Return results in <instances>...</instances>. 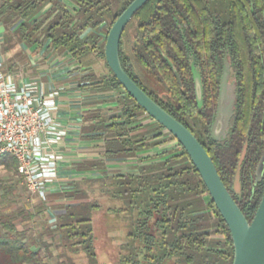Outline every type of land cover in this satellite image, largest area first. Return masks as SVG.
<instances>
[{
    "label": "trees",
    "instance_id": "16d2710c",
    "mask_svg": "<svg viewBox=\"0 0 264 264\" xmlns=\"http://www.w3.org/2000/svg\"><path fill=\"white\" fill-rule=\"evenodd\" d=\"M72 1L79 6L74 13L57 0H0V22L9 26L20 16L31 17L52 2L53 7L40 26L31 28L28 22L23 24L15 32L17 38L31 40L41 29L57 49L69 50L80 57L99 49L101 36L97 31L101 25L107 23L108 34L133 2ZM55 11L58 12L52 16ZM132 22L120 43L124 69L196 134L251 222L264 196V176L257 181V168L264 155V0H148ZM89 29L92 32L83 38ZM101 53L106 60L105 43ZM229 63L236 77V103L228 133L224 138H216L213 128L222 95V78ZM194 70L202 81L201 104ZM145 75H151L163 92L146 86L141 77ZM102 83L103 88H123L113 72ZM136 108L142 109L137 103L133 109H124L121 117L125 121L120 126L134 121ZM196 120L205 125L206 141L190 124ZM125 143H113L106 154L129 156L146 146L125 147ZM244 151L241 189L237 193L234 178ZM0 166L12 170L19 178L0 181L6 198L23 181L15 158L1 156ZM205 194H209L208 188L184 148L164 161L142 167L138 175L86 181L75 193L81 202L70 206L57 219L62 251L56 264H77L76 256L81 253L89 264H99L94 216L105 207L100 198L110 203L106 206L107 213L122 220L126 230V241L122 244L126 253L121 255L120 264H233L235 252L230 229L214 201L204 202ZM17 217V213L0 205V264H47L40 248L46 247L52 256V244L44 241L45 235L52 233L51 228L29 235L20 229ZM214 226L216 230H208ZM216 234L223 237L213 238ZM36 246L39 247L35 249Z\"/></svg>",
    "mask_w": 264,
    "mask_h": 264
},
{
    "label": "crops",
    "instance_id": "0c3cea01",
    "mask_svg": "<svg viewBox=\"0 0 264 264\" xmlns=\"http://www.w3.org/2000/svg\"><path fill=\"white\" fill-rule=\"evenodd\" d=\"M57 1L72 13L79 9L72 0ZM52 7L53 3L48 2L33 16H20L9 26L0 22V60L4 63V70L15 83H33L44 95L54 98L57 116L62 122V138L55 150L62 155L59 178L49 186L48 200L38 199L30 220H43L45 224L63 217L70 206L81 202L75 193L84 182L105 176L138 175L142 167L183 151L177 139L142 109H134L136 116L132 123L120 126L125 121L121 117L124 109L135 108L136 102L123 88H103V79L112 75L101 53L106 43L107 23L97 31L101 36L99 49L80 57L69 50L57 49L41 29L31 40L17 38L16 30L27 22L31 28L39 27ZM91 32V29L87 30L83 38ZM3 47L9 48L4 51ZM117 116L121 118L113 119ZM126 140L129 142L125 143ZM113 143H125V147L146 146L138 148L133 155L110 157L106 151L109 146H114ZM203 199L206 204L210 201L208 194L203 195ZM208 230L214 231L216 227ZM57 233L56 240L60 244V233ZM49 235H45L44 241L52 244ZM212 237L223 236L216 234ZM40 249L43 257L47 248L41 246ZM52 250V256H56L53 245Z\"/></svg>",
    "mask_w": 264,
    "mask_h": 264
},
{
    "label": "water",
    "instance_id": "95a60500",
    "mask_svg": "<svg viewBox=\"0 0 264 264\" xmlns=\"http://www.w3.org/2000/svg\"><path fill=\"white\" fill-rule=\"evenodd\" d=\"M147 1L133 0L111 26L105 43L107 64L136 103L159 124L165 127L190 155L191 160L208 188L211 199L230 229L235 252L233 264H264V196L254 219L250 222L224 183L208 150L196 134L154 100L128 74L122 65L120 43L123 33L135 13ZM194 74L197 97L201 104L203 99L202 81L200 74L196 70H194ZM221 100L223 101L222 95ZM221 113L229 115L230 111L222 109V112L219 111L218 116L221 117ZM226 126L218 121L214 124V132H217L219 129L222 130ZM259 166L258 168L261 170L257 168V181H260L264 176V155Z\"/></svg>",
    "mask_w": 264,
    "mask_h": 264
},
{
    "label": "built area",
    "instance_id": "2783aa9c",
    "mask_svg": "<svg viewBox=\"0 0 264 264\" xmlns=\"http://www.w3.org/2000/svg\"><path fill=\"white\" fill-rule=\"evenodd\" d=\"M57 111L54 98L33 83H15L0 60V157L17 160L23 183L41 201L48 200L49 186L59 178L62 155L55 150L63 132ZM49 224L56 228L57 219Z\"/></svg>",
    "mask_w": 264,
    "mask_h": 264
},
{
    "label": "rangeland",
    "instance_id": "374dc122",
    "mask_svg": "<svg viewBox=\"0 0 264 264\" xmlns=\"http://www.w3.org/2000/svg\"><path fill=\"white\" fill-rule=\"evenodd\" d=\"M133 26V22L129 23L128 28ZM143 83L151 88L152 90H160L163 92L162 86L158 84L151 75L141 76ZM154 79V81H153ZM196 123L198 125H196ZM190 124L194 126L197 132L202 137L205 130V125L198 120L190 121ZM205 140V137L203 136ZM206 141V140H205ZM245 151L240 157V162L234 178V191L239 193L241 189L240 183V169L244 159ZM261 166V165H260ZM259 166V167H260ZM258 170H261L258 168ZM13 179L16 181L19 179L12 170H7L4 166H0V181L6 182ZM103 203L104 209L98 211L94 216L95 235H96V250L98 254L99 264H120V257L126 253L123 249L122 244L125 243V228L123 227V221L118 219L113 214H108L106 206L110 203L104 198H100ZM38 199L33 196L27 189L23 182H19L17 189L3 197V190L0 189V205L8 211L17 213L19 227L26 231L29 235H35V233H42L45 227L51 228L50 224H45L43 220L40 222H30L31 216L35 214V206L38 205ZM22 212L20 215L19 213ZM34 212V213H33ZM29 221V223H28ZM52 233L49 235L52 237L53 249H55L56 256H50L47 251L43 252V257L47 264H56L58 262V254L62 251L56 236L58 235L56 228L50 229ZM217 239V237H214ZM77 264H89L88 259L84 253L76 256Z\"/></svg>",
    "mask_w": 264,
    "mask_h": 264
},
{
    "label": "flooded vegetation",
    "instance_id": "af4514ba",
    "mask_svg": "<svg viewBox=\"0 0 264 264\" xmlns=\"http://www.w3.org/2000/svg\"><path fill=\"white\" fill-rule=\"evenodd\" d=\"M222 80L223 101H220L219 109L216 113L215 123L219 121L227 126L222 130L219 129L217 132H214L215 128L213 129L214 136L218 138H224L227 134L226 132L229 131L230 119L233 115L236 103V77L230 70V63L225 68V75L223 76ZM222 109L230 111V114L226 115L221 113V117L218 116L219 111L222 112Z\"/></svg>",
    "mask_w": 264,
    "mask_h": 264
}]
</instances>
